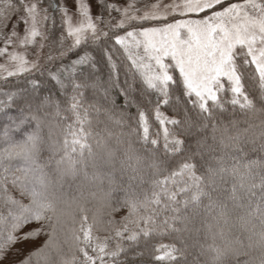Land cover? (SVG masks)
<instances>
[{"label": "snow or ice", "instance_id": "1", "mask_svg": "<svg viewBox=\"0 0 264 264\" xmlns=\"http://www.w3.org/2000/svg\"><path fill=\"white\" fill-rule=\"evenodd\" d=\"M0 59V261L264 264V0H0Z\"/></svg>", "mask_w": 264, "mask_h": 264}, {"label": "trees", "instance_id": "2", "mask_svg": "<svg viewBox=\"0 0 264 264\" xmlns=\"http://www.w3.org/2000/svg\"><path fill=\"white\" fill-rule=\"evenodd\" d=\"M148 2L151 3L152 0H148ZM45 3H47V0H45ZM117 102H118V103H122V102H123V101H122V98H119V97H118V98H117ZM133 111H134V110H133ZM16 138H17V139H20L21 137H20V136H17ZM251 158H252V159H257V158H258V157H257V154H255V153L251 154ZM35 226H36V225H32V227H35ZM28 227H29V226H25V229L22 230L20 233H17V235H22V234H23V231H26ZM41 239H42V238H37V245H38V246H42V244H40V240H41ZM165 242H167V241H165ZM37 245H33L32 243H26V244L21 245L20 243H17V244H15V245H13V246L8 250L7 257H8L9 260H15V261L17 262V264H19V261H20L21 259H23L24 257H26V256L28 255V253H30L31 251H35V250H36ZM19 247H23V254H22L21 256H16V255H15V251H16V249L19 248ZM189 259H191V257H189ZM0 264H7V260H5V261H0ZM33 264H35V260H33Z\"/></svg>", "mask_w": 264, "mask_h": 264}, {"label": "clouds", "instance_id": "3", "mask_svg": "<svg viewBox=\"0 0 264 264\" xmlns=\"http://www.w3.org/2000/svg\"><path fill=\"white\" fill-rule=\"evenodd\" d=\"M253 124L257 125L253 130L250 131L249 135L258 134L260 131L264 130V125H260V121L254 119Z\"/></svg>", "mask_w": 264, "mask_h": 264}, {"label": "rangeland", "instance_id": "4", "mask_svg": "<svg viewBox=\"0 0 264 264\" xmlns=\"http://www.w3.org/2000/svg\"><path fill=\"white\" fill-rule=\"evenodd\" d=\"M121 2H122V0H121ZM170 2V0H164V3L165 4H167V3H169ZM72 5V0H69V6H71ZM93 11H95V8L93 7ZM23 26H21V28H22ZM4 61L2 60V59H0V63H3Z\"/></svg>", "mask_w": 264, "mask_h": 264}]
</instances>
